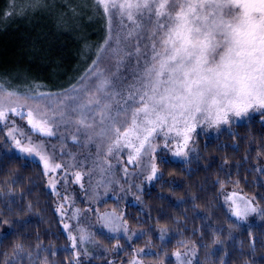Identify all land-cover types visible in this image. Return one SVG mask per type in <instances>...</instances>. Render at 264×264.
<instances>
[{"label": "trees", "instance_id": "16d2710c", "mask_svg": "<svg viewBox=\"0 0 264 264\" xmlns=\"http://www.w3.org/2000/svg\"><path fill=\"white\" fill-rule=\"evenodd\" d=\"M11 2L0 0V81L22 93L79 84L108 35L92 0L68 6L44 0L39 8L30 7L35 0H15L22 17L7 15ZM81 10L95 22L67 16ZM202 147L199 162L162 161L158 178L140 183L122 207L128 227L139 236L129 242L103 238L108 251L101 256L120 242L123 250H112V260L124 262L142 252L150 259L163 255L164 262L173 264L174 253L193 247L196 264H264V220L241 224L225 202L227 192L239 191L264 209V117L250 118ZM2 148L0 264H75L57 195L48 189L42 167ZM112 202L106 205L111 208ZM161 230L169 231L166 243L159 238ZM80 259L82 264L101 260Z\"/></svg>", "mask_w": 264, "mask_h": 264}, {"label": "snow or ice", "instance_id": "6c2138e0", "mask_svg": "<svg viewBox=\"0 0 264 264\" xmlns=\"http://www.w3.org/2000/svg\"><path fill=\"white\" fill-rule=\"evenodd\" d=\"M43 3L35 0L30 7ZM92 8L107 22L104 46L80 77L81 87L73 84L57 94L58 101H68L58 119L27 112V124L41 135L54 136L50 125L59 127L75 113L77 131L86 140L98 136V144L107 141L108 155L121 146H131L136 157L155 151L154 138L162 134L167 148L174 132L183 141L173 153L179 156V148L187 147L193 133L199 134L198 127L227 125L250 113L264 117V0H92ZM16 14L12 0L7 15ZM110 51L115 54L114 71L105 76L97 67ZM13 115L25 114L0 99V122L8 127ZM17 131L9 128L8 138L21 153L31 154L33 148L22 146ZM136 157L130 155L127 162ZM40 160L42 174L62 167L54 162V154H40ZM150 169L147 180L157 179L156 164L150 163ZM252 213L264 220V209L256 206L255 198L234 208L232 215L244 220ZM64 227L69 229L68 224ZM70 238L76 249L87 239L84 233L79 240ZM175 255L185 264L180 253ZM75 264H82L79 252Z\"/></svg>", "mask_w": 264, "mask_h": 264}, {"label": "rangeland", "instance_id": "374dc122", "mask_svg": "<svg viewBox=\"0 0 264 264\" xmlns=\"http://www.w3.org/2000/svg\"><path fill=\"white\" fill-rule=\"evenodd\" d=\"M48 1L54 5L68 6V4L80 0ZM85 13L86 11L82 10L75 13L68 11L67 16L71 20L84 19L87 22H95L94 18L88 19ZM17 16L22 17L23 12L18 13ZM118 20L119 17L117 16L116 21ZM116 21L113 23V28L115 31H119ZM114 55L110 51L106 56H103L102 62L97 67L98 72L107 76L110 70L114 71ZM72 85L71 82L65 89H71ZM77 87H81V85L77 84ZM0 88L3 89V92H0V99L6 105L15 107L25 114L24 117L13 115L12 119L7 121L8 127H5L4 123L0 122V129L3 130L0 133V139L3 140V142L0 141V151L3 149L2 146H4L6 151H13L40 164L42 169L43 162L40 160V154H45L49 157L54 154V162L60 163L62 167L45 174V176L48 189L57 195L58 212L63 230L69 237V247L75 257L78 252L80 258L97 257L101 259L100 264H167V261H163V255H157L158 259H150L144 257L142 252H136L133 257L124 262L112 260L111 257H113L114 252L119 253L123 250L120 242L111 245L110 253L107 256H101L108 251V246L103 238L116 236L129 242L139 236L137 231L128 227L124 213H122L123 204L132 199V196H135V189L138 190L143 185L153 183V180H147V176L151 174L150 163L156 164L158 169L157 176L160 175V164L162 161L195 164L201 160L204 150L203 145H207L210 140L216 139L217 136L223 133L233 131L242 122L255 116H260L259 113H250L248 117L242 119L233 118L232 122L227 125L221 124L219 127L203 125L202 128L198 127L197 132L199 134L193 133L187 147L179 148L182 152V155L179 156H175L173 153L177 151L178 145L183 144V141L176 137L174 132L170 134V144L167 148L163 147L164 137L162 134L159 138H154L153 147H155V151H142L140 156L136 157L135 151L131 146L127 148L121 146L119 150L114 148L113 154L108 155L107 148L109 144L107 141L98 144L100 137L94 136L93 140L89 141L77 131L75 113H71L72 119L65 117L59 127L50 125L55 132L52 137L41 135L27 124L26 114L29 110H32L33 113L46 114L50 119H58L60 116L59 110L68 101H58L57 94L63 93L65 89H44L22 93L8 88L1 81ZM9 92L13 93V95L9 96ZM49 94L51 98H49ZM9 128H18L15 134L22 140V146L33 148L31 154L28 152L21 153L15 147L14 141L8 138L7 135ZM73 136L78 137L77 142L73 141ZM5 140H7L6 144ZM130 155L136 157L132 163L127 162ZM51 162L52 160L50 159ZM77 174L80 176L79 180L76 179ZM141 182L143 185L140 184ZM52 184L55 187H50ZM252 199L239 191H229L225 195V202L231 214L234 208L237 206L243 208L244 202ZM108 201H113L111 208L106 205ZM255 204L258 207L260 206L257 201H255ZM102 205L104 206L102 207ZM232 217L241 224L252 225L258 220L259 215L252 213L244 220H239L234 215ZM65 224L69 225V229H65ZM81 233H84L87 239L79 245V249L73 248L70 234L79 240ZM168 235H170L169 231L161 230L159 238L161 239V236H163L166 243L170 239ZM178 253H180L181 260L185 264H188V262L196 264L197 254L193 247L185 251H178ZM108 256L110 258H106ZM171 259L173 264H179L175 253L171 256Z\"/></svg>", "mask_w": 264, "mask_h": 264}]
</instances>
